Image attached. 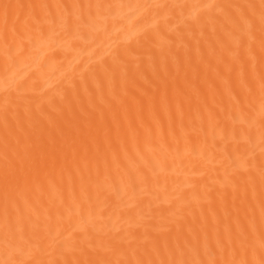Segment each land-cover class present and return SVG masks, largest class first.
<instances>
[{"label": "bare ground", "instance_id": "bare-ground-1", "mask_svg": "<svg viewBox=\"0 0 264 264\" xmlns=\"http://www.w3.org/2000/svg\"><path fill=\"white\" fill-rule=\"evenodd\" d=\"M0 264H264V0H0Z\"/></svg>", "mask_w": 264, "mask_h": 264}]
</instances>
